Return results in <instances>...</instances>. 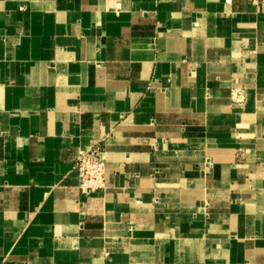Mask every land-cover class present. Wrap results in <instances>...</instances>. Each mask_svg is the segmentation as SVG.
<instances>
[{
  "label": "crops",
  "instance_id": "crops-1",
  "mask_svg": "<svg viewBox=\"0 0 264 264\" xmlns=\"http://www.w3.org/2000/svg\"><path fill=\"white\" fill-rule=\"evenodd\" d=\"M0 264H264V0H0Z\"/></svg>",
  "mask_w": 264,
  "mask_h": 264
},
{
  "label": "built area",
  "instance_id": "built-area-1",
  "mask_svg": "<svg viewBox=\"0 0 264 264\" xmlns=\"http://www.w3.org/2000/svg\"><path fill=\"white\" fill-rule=\"evenodd\" d=\"M258 3L259 0H249ZM74 169L79 178V189L87 196L106 188V168L101 158V147L89 151H79L74 161Z\"/></svg>",
  "mask_w": 264,
  "mask_h": 264
}]
</instances>
